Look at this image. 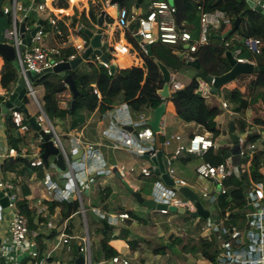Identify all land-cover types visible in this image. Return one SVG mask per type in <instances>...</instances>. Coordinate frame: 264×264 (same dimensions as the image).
<instances>
[{"label": "crops", "instance_id": "0c3cea01", "mask_svg": "<svg viewBox=\"0 0 264 264\" xmlns=\"http://www.w3.org/2000/svg\"><path fill=\"white\" fill-rule=\"evenodd\" d=\"M6 1L7 0H4L2 4L4 5ZM105 1L106 0H73L71 5L72 0H67V8L58 9L54 7L53 0L49 4L47 3L46 13H43V15H41L42 13H36L38 20L33 24V28L37 25L39 20L49 22V20L53 17L61 20L65 16L68 17V19L64 21V23L68 26L70 22L69 18H71L74 14V11L78 12L77 9H80L78 14L84 13L87 17L90 5H92L95 8V11L101 16L102 12L106 8L104 3ZM143 2L144 0H142L138 8L135 7L134 0L133 5L130 8L124 7L123 4L122 7L130 11L146 12L151 0H148V2L144 4V9L141 8ZM32 5L33 4L30 5V8ZM100 6H102V8H100ZM141 9H143V11H141ZM107 11L112 15V11L114 10L113 8L108 7ZM40 16H42L43 19ZM49 16H51V18H48ZM25 26L30 31V28L26 24ZM82 28L93 33L97 30L96 25L93 28H88L83 25L77 26L74 31L68 29L69 34L67 36V45L72 46L75 49L77 46H82V51H77L78 56H80L89 46V42L87 46L86 44L83 45V42L85 41L80 35L83 33L81 32ZM101 32L104 34H102L101 39L102 45L105 40L107 47L110 49V54L113 57L112 65L118 69H130L132 67L142 68L143 59L141 58V52L138 48V51L131 49L128 54L123 52L122 47L124 43H128L125 40L124 33L117 28L115 24H107V20L102 18ZM115 46L116 49L119 50V53L114 51L113 47ZM118 59L123 61V65L127 63L132 64L128 68H121L118 65ZM86 61L87 59L84 60L83 63H86ZM250 63L254 64L252 61H250ZM3 64L4 62L2 61L0 70ZM82 68H84V66ZM169 73L171 76L170 81L171 78H173L175 82H178L176 79L177 74L172 73L171 71H169ZM245 75H250V79L247 80V82L244 81L241 87H238L233 82H230V85H227V83L219 87L216 94L211 92V85H209V83L200 78L197 79L199 82V91L205 98L206 103L210 106L218 107L221 111L220 115L215 118L220 134L216 138L212 136L215 144L212 149H217L222 146L232 149L233 146L237 144L239 139L243 140L244 144H249L250 142H246V138L251 134L255 136L260 135V138L253 142L258 147V150L255 153L259 151L264 152L260 149L264 143V131L262 126H254L249 129V131L244 133H239L237 129V122L239 119L249 125L250 121L247 118L250 117V113H252H248V111L251 110L250 107L246 110L244 117L238 116L229 109L228 104L223 97L225 90H236L241 94L248 96L251 90L254 74ZM178 83H180L182 87L185 84L181 82ZM13 88L14 84L11 86V91ZM34 91L38 98H40L43 94V88L40 86L34 87ZM171 91L172 90L169 86V96ZM159 92L160 90L157 93L158 95ZM6 94L7 91L3 89L0 84V96H2L3 100L6 98ZM25 96L28 98L26 104H28L30 101L29 99H31L34 105V108L29 110L25 104V108L27 109L29 116L35 117L43 124L41 119H45L43 116L46 117V115L44 114L37 97L36 100H34L28 95ZM69 100L73 102L67 91L60 96V106L63 107V104ZM166 102L167 105L165 113L162 116L160 123V127L162 129L161 133H164L167 137L173 135L180 136L179 141L173 140L168 148H162L164 157H170V160H173V163L170 165V168L173 169V177L184 182L186 186L199 188V186L205 183L211 186L210 181L204 182L200 180L196 174V167L202 163V155H190L192 158L187 161L184 160L186 156L185 154H178L175 157L172 155L179 145L187 144L193 134L206 131L198 124L181 122L176 117L173 104L169 100H166ZM222 103H226L227 107L223 108ZM16 109L17 108H13L12 110H9L7 114L0 117V154L3 155L0 162V168L1 163L4 160H17L19 158L24 159L27 163H29V165L25 166L24 169L23 163L15 162L17 174L14 172H7L3 174L0 171V177L7 182L8 186H10L8 190L12 195H14L15 202L19 200H26L29 208L34 211L35 229L30 231L37 232L38 235L33 240V249H30L26 244H24L21 248L13 247L9 235L10 210L7 207H0V252H8V255L5 258L6 264H18L16 262L18 257L21 259L19 264H75V259L79 253L78 246L80 244L78 234L80 233V229L85 227L92 232V235L97 232L99 234L96 239H93L94 245L90 248L92 264H111V262L99 261L101 258L99 243L104 235L111 238L108 245L115 249L120 257L126 258L129 261V264H146L145 259L147 256L144 253L142 254L140 247L143 245L147 246L149 243H153L150 247L152 251L151 253L156 257L155 259H157V261L160 258L165 259L166 257H171L172 249H165V255L155 254V252H158L163 247L168 246L169 243H171L173 246L172 248H174V243L179 240V238L175 236L177 230L175 221L178 219L185 220L184 217H193L192 220L196 224H204V222H206L207 226L200 234L201 239L209 240L212 232L218 234L217 237L219 243V239L225 238V234H223L225 231L223 223L221 220L216 219L217 216L215 215L216 212L212 202H209L207 199L208 204L206 206H208V208L206 206H202L209 212V217L207 219H201L197 216H192L191 212L193 211L181 209L184 211L178 212L176 210L177 208H175L174 211L169 209L167 214H161L158 210L148 212L147 209L142 206V204L138 203L127 190L125 184L133 191L138 192L144 199L151 200L150 194L152 192L153 183L155 181H162L158 176L152 174L149 177H144L140 174L141 169H147L149 172H152L153 170V166L147 155L137 156L127 152L120 146H114V142H112V139L109 137L116 136L122 131L135 134L140 129L136 124L141 115H144L147 118L146 126L150 128L148 122L151 121L153 117V111L150 112L146 109L141 111L133 110L128 103L119 98L114 107L105 115H99L96 111L91 114H85L84 123L76 128H71V123L73 122L68 117L64 120H55L52 127L58 135L62 146L65 148V151L68 154V159H70L71 155H76L79 152V149L83 150L87 145H92L94 147V156L96 157L95 161H91V159L85 161L83 150L79 159H76L75 161L69 160L68 164L64 161L65 169L61 170L56 165L55 156H49L47 158V164L42 162L40 159V155L42 153L40 145L41 141L39 140V135L31 129L30 126L26 132L17 131L20 141L16 143L15 147L9 145L5 135L4 119ZM46 120H48L47 117ZM262 120H264V118ZM161 133L159 137H162ZM235 136L237 137V140L234 139ZM162 141H160V143ZM153 143L156 147L155 137ZM9 149H13L14 153L9 155ZM38 160L41 161V165H31V162H37ZM241 162L242 161L240 160V163ZM121 166L127 170L124 177H121L117 172L118 168ZM129 168H134V171L130 172L128 170ZM259 172L262 176H264V162L259 169ZM261 184L264 186V183ZM121 186L129 193L127 197L122 199L118 189ZM248 189L246 190V193L249 191ZM77 190L81 192L84 211L83 213L81 212L79 204L78 212L68 219L61 220L60 209L56 207L50 211L48 205L44 203H69L74 200L78 201L76 193ZM48 192H51V195L48 194ZM82 192L85 193L86 198L82 197ZM105 194H108V196L104 199V201H101V196ZM179 198L183 199L182 196ZM88 212L91 214L90 219L87 216ZM128 212L135 215L137 219H131L128 217L124 220H120L118 218V214H129ZM39 218L41 221H38ZM158 225H161L162 228ZM245 226L246 224L244 221V226L242 228ZM179 229L183 230L181 227H179ZM163 235L166 236L164 244H162V241L160 240V237ZM64 236L65 238H70L67 243L62 242ZM179 236H182L181 233H179ZM124 237L129 241L137 243L134 251L130 250L129 245L126 243L127 241L123 240ZM28 241L30 242L31 238H29ZM241 248V245H233L234 252H240ZM76 249L77 251L74 252L73 250ZM244 249L248 250L247 247H244ZM142 250L144 252V249ZM31 252L37 253V255L32 257ZM183 253L189 252L184 251ZM199 264L211 263L200 257Z\"/></svg>", "mask_w": 264, "mask_h": 264}, {"label": "trees", "instance_id": "16d2710c", "mask_svg": "<svg viewBox=\"0 0 264 264\" xmlns=\"http://www.w3.org/2000/svg\"><path fill=\"white\" fill-rule=\"evenodd\" d=\"M162 1V0H151ZM38 2V0H36ZM176 8L177 22H186L192 24L195 28L194 34L197 33L199 26V18L201 12H211L214 10L224 11L228 17V24L215 30L209 37L210 44L199 49L194 55L197 60L199 69H195V74L192 76L187 84L182 88L171 91L169 98L162 99L157 93L163 88V79L159 69V64L163 65L172 73L178 74L188 64L182 62L181 58L176 56L172 49L168 46L154 44L149 46L147 53H141L143 59L142 68L132 67L130 69H118L115 67L113 72L109 70L112 65L113 57L110 54V49L106 43H103L101 48V55L105 58V64H101V59L92 55L87 59L86 63L81 62L75 69L68 72L72 76L77 94H72L67 89L63 79L56 74H50L44 79H40L32 84V87L40 86L43 88V94L37 100L46 115L47 119L54 125L55 120H64L67 117L72 120L71 128H76L82 125L85 121V114L97 112L99 115H105L111 110L116 102L121 98L122 101L128 103L131 109L136 111L148 110L152 112L163 101L169 100L175 109L176 117L184 123L198 124L211 136L216 138L220 131L216 125L215 118L220 115L221 111L216 106H210L206 103L205 98L199 91L198 78L207 82L202 76L205 72L208 76L218 77L227 73L230 70V65L225 57L226 49L224 43L228 41L231 36L237 34L241 38H257L263 43L261 53L259 55L248 52L242 44L234 43L231 48L240 47V58L247 59L254 62V79L251 90L248 96L241 94L236 90H225L223 94L224 100L227 102L229 109L238 116L244 117L246 110L249 107L259 105L264 113V17L247 7L244 1L241 0H172ZM54 7L58 9L67 8V0H54ZM245 11L241 17L239 27L233 29L234 20ZM100 14L95 11V8L90 5L88 15L84 13L74 14L69 18V25L66 26L64 21L68 17H63L58 20L55 25L49 24L47 21L39 20L40 26L43 29V44L48 47H55L60 49V59L68 61L71 56L79 57L74 47L67 45V36L69 30L74 31L77 26H85L93 28L97 25ZM31 17L26 18L27 20ZM38 18H36V21ZM35 21V20H33ZM107 23L111 24L112 19L107 18ZM10 19L0 12V26L3 30L9 27ZM232 30L231 34L224 40L220 37ZM79 33V32H78ZM88 45V38L84 33L80 34ZM128 41L133 42L135 39L131 38L126 33ZM55 41V42H54ZM2 61L0 60V66ZM132 63L123 65V61L118 59V65L121 68H128ZM84 66V68H82ZM0 84L7 92L11 91L15 79L17 78V71L12 63L4 62L0 70ZM70 94L71 100L66 102L65 106L61 107L59 104L60 96L67 92ZM3 98L0 96V102ZM27 96L22 100L23 104L27 103ZM18 110V109H17ZM25 123H27L25 121ZM237 129L239 133L249 131L254 126H262L264 131V120L260 118H253L249 125L239 119L237 122ZM5 135L10 146L15 147L16 143L20 141L18 129L12 123L11 114L4 119ZM260 135H248L246 142L253 143L259 139ZM162 141V137H160ZM231 150L224 146L217 149H210L202 155V162H207L213 166L224 163L225 155ZM185 161L192 158V156L185 154ZM21 162L28 166L24 159L4 160L1 163L0 171L5 174L7 172L16 171V163ZM264 162V152L259 151L254 153L250 159H244L235 167L229 177L222 180V186L225 190L224 194H220L217 200L212 203L218 220H221L225 230L232 232L233 229H241L244 226L245 214L250 209V203L247 199L246 190L256 184L264 183V176L259 172V169ZM247 165V167H246ZM108 194L101 196V201H104ZM201 202V201H200ZM48 205L49 210L56 207L60 209L61 220L68 219L76 214L79 210V203L77 200L72 202H44ZM203 206H206L201 202ZM15 210L24 215L28 220L29 230L35 229L34 211L29 208L26 200H19L14 203ZM128 217L137 219L135 215L128 212ZM38 221H41L39 218ZM130 223V221H129ZM217 233L212 232L210 239L191 240L185 245H181V251L189 252L192 255L198 254L204 260L214 263L215 257L219 252V242ZM110 237H104L99 243L100 260L110 262L112 258L119 256L115 249L108 245ZM131 251H134L137 246L136 242L127 240ZM171 243L163 247L155 254L165 255V249H173ZM74 252L77 251L73 250ZM37 253H35V256ZM92 261V259H91Z\"/></svg>", "mask_w": 264, "mask_h": 264}, {"label": "built area", "instance_id": "2783aa9c", "mask_svg": "<svg viewBox=\"0 0 264 264\" xmlns=\"http://www.w3.org/2000/svg\"><path fill=\"white\" fill-rule=\"evenodd\" d=\"M52 1L53 0H50V2ZM104 3L106 8L102 12L101 17L106 20L107 18H111V24H115V26L124 33L125 40L128 43H124L122 47L125 54H128L130 50L133 49L126 36V33H128L131 38L137 41V48L141 53H147V45L160 44L171 48L173 53L181 58L183 63L194 61L196 52L210 44L209 37L211 33L227 25L229 22L224 11L214 10L211 12H201L197 33L194 34L195 28L192 24H188L184 21L177 22L176 8L174 4L168 0L151 1L146 12L130 11L122 6L117 9L116 5L110 4L109 0H106ZM31 4H34L33 11L37 14L47 11V0H38V2H36V0H7L6 3L4 5L2 4L0 7V12L9 16L10 19V27L4 30L3 37L5 40L4 43L15 49V61L18 64L16 70L17 78L23 81L26 95L36 100L35 91L32 87V83H30L28 79L27 73L30 72L40 76L45 70L51 69L54 65L63 60L60 59L61 53L59 48L48 47L43 44V29L40 25L38 31L30 38V44L26 46L23 51H20L22 43L18 30ZM108 7L113 8L116 12L115 17L107 11ZM57 21L58 18L53 17L48 23L55 25ZM24 28L26 34H28L29 29L26 26H24ZM225 38H221V40ZM234 43L242 44V47L248 52L256 55L261 53L263 47V43L260 39L241 38L237 34H234L224 43V48L226 51L231 52L237 63H250V61L239 57L241 48H231ZM84 44L85 42H83V45ZM76 49V51H82V46H77ZM113 49L115 52L119 53L116 46L113 47ZM73 58L74 57L71 56L69 60ZM101 64L106 66L103 62H101ZM209 85H211V83H209ZM169 86L172 91L182 88L181 84L175 82L173 78H171ZM8 94L9 92L6 94V98ZM222 107L226 108V103H222ZM11 119L18 131H28L29 125L27 118L20 110L16 109L12 111ZM146 120L147 118L144 115L139 117V121L136 125L140 129L135 134L122 131L116 136H110L109 138L114 142L113 145L120 146L127 152L137 156L147 155L148 158L155 156L157 148L153 143L154 133L146 126ZM25 121L27 123H25ZM41 121H44V119H41ZM38 122L41 128L51 135L50 140L53 145L59 149L64 161L68 164V154L62 146L53 127L45 126L39 120ZM161 132L162 129L160 127L159 135ZM161 135L163 138V141L160 143L162 148H168L173 140H180L179 135L168 137L164 133H161ZM39 140L41 141V137H39ZM237 144L241 161L250 159L258 150L255 143L244 144V141L239 139ZM214 146L215 144L212 136L203 131L202 133L193 134L187 144L179 145L172 155L174 157L178 154L201 156L208 150L214 148ZM260 149L264 151V143ZM83 150L85 161L88 159H91V161L96 160L94 156L95 149L92 145L85 146ZM12 153H14V150L9 149V155ZM2 158L3 155L0 154V162ZM165 158L168 164L166 173L173 179L174 185L170 187L162 182L155 181L152 185V192L150 194L151 200L157 205L166 206L165 209L158 210L161 214H167L169 212L168 207L194 211L193 205L189 201L179 198L181 195L178 192V188L186 185L184 182L173 177V169L170 168L171 164L169 163L170 157L168 158L165 156ZM31 165H41V161L31 162ZM128 170L132 172L134 168H129ZM117 172L121 177H124L127 170L121 166L118 168ZM233 172H235V167H232L228 160H225L224 163L217 166H213L207 162L200 163L196 167L197 177L204 182L210 181L211 183V186L206 183L199 186L198 191L202 198L212 203L216 201L217 197L225 192L221 183L222 180L229 177ZM140 174L144 177H149L152 172H149L147 169H141ZM187 187H191L190 189L194 192L196 190L195 187ZM250 187V189H248L249 191L246 193L250 203V209L245 214L246 226L241 229H233L232 232L224 229L225 231L223 234H225V238L219 239V252L213 264H264V186L261 183H256ZM9 188L10 186H8L7 182L0 177V191ZM76 193L80 204V210L83 213L81 192L77 190ZM48 194L51 195V192H48ZM11 199L15 200L12 194L9 196V200ZM7 208L10 210L9 235L11 244L15 248H21L26 244L30 249H33V240L37 237V232H31L29 230L27 218L15 210L14 203H9ZM118 218L124 220L128 218V215L126 213L118 214ZM29 238H31L30 242L28 241ZM69 239L70 238H65L64 236L62 242L67 243ZM81 240L83 244H79L78 252L84 255L85 264H92L88 240L85 238H81ZM234 244L242 246L240 252L237 253L233 251ZM244 247H247L248 250H245ZM31 256H35V253L31 252ZM110 262L111 264H129L126 258L120 256L112 258Z\"/></svg>", "mask_w": 264, "mask_h": 264}, {"label": "water", "instance_id": "95a60500", "mask_svg": "<svg viewBox=\"0 0 264 264\" xmlns=\"http://www.w3.org/2000/svg\"><path fill=\"white\" fill-rule=\"evenodd\" d=\"M4 0H0V6ZM125 0H109L110 4L116 5V8L119 9L123 2ZM135 1V7L138 8L141 4L142 0H134ZM244 1L247 7L257 13H260L264 17V0H241ZM34 9V4L31 6V8L27 11L25 15V19L29 17ZM245 14V11L241 13L239 17H237L234 20L233 23V29L239 27L241 17ZM25 19L22 21V23L19 26V36L21 39V47L20 51H23L26 46L30 44V38L34 36V34L39 29V21L37 22V25L29 31L28 34L25 32ZM102 17L99 16L98 22L96 25V31L93 33L87 29H81V32H83L88 40H89V46L84 50V52L76 58L70 59L68 61H62L54 65L51 69H47L43 72L42 75L37 76L33 73L28 72L27 76L30 81V83H34L39 81L40 79H44L48 77L50 74H56L60 78L63 79V82L65 83L68 90L72 93L73 96H76L77 90L74 84V81L72 79V76L68 74L69 71L75 69L81 62L88 59L91 55L96 56L97 58H100L103 63L105 62V58L101 55V48H102ZM232 30H229L227 33H225L221 38H225L226 36L230 35ZM146 49H149V45L146 46ZM15 49L4 43L0 42V58L3 62H10L12 63L13 67L17 70L18 64L15 61ZM225 57L230 65V70L223 74L222 76L218 77H212L208 76L205 72H202V76L206 79L207 83H211V92L213 94L217 93V89L231 81H233L235 78H237L240 75L245 74H252L254 71V64L253 63H237L235 59L233 58L231 52L227 51L225 52ZM189 66L199 69V65L197 60L190 61L187 63ZM115 69L114 65H111L109 67V70L113 72ZM159 69L162 75L163 79V88L159 92V96L162 99L169 98L168 90H169V82H170V73L169 70H167L163 65L159 64ZM261 70H264V67L261 68ZM26 95V89L24 87V83L22 80L16 78L14 82V88L13 90L8 94L7 98L0 102V117L2 115H5L8 113L9 110L13 108H17L20 110L23 115L27 118L28 124L33 129L39 137H41V149L42 153L40 155V159L44 164H47V158L49 156H55L56 165L61 170L65 169V162L63 159L62 154L60 153L59 149L56 148L52 141L50 140L51 135L49 133H46L39 124L38 120L33 117L29 116L27 109L25 108V104H23L21 101ZM72 104V102H71ZM167 102L166 100L163 101L157 108L153 110V117L151 121L148 122V125L150 126L152 132L154 133L155 137V145L157 148V152L155 156L150 157V162L153 166L152 174L155 176H158L160 180L166 185L172 187L174 185L173 179L166 173V168L168 167L167 160L165 157H163V150L160 144V123L161 118L165 113ZM45 119L46 117L43 116ZM235 140H237V137H234ZM82 149H79V152L76 155L70 156V161H75L76 159H79L82 154ZM225 158L229 161L232 167H237L240 164V157H239V148L238 144L234 145L233 148L225 155ZM170 164L173 163V160L169 161ZM127 190L131 193L132 197L142 206H144L148 212H151L153 210H162L165 209L166 206L164 205H157L154 203V201L150 199H144L138 192L133 191L130 187H128L125 184ZM179 194L185 199L186 201H189L194 208V211L191 212L192 216H197L201 219H207L209 217V212L202 206L201 202L199 201L197 195L193 190H191L187 186H180L178 188ZM11 195V192L8 189L1 190L0 191V207L6 208L9 203H14L15 200L11 199L9 200V196ZM170 210H175L174 207H168ZM178 212H182L184 210L176 209ZM187 212V211H186ZM189 213V212H187ZM8 255L7 251L0 252V264H6L5 258ZM18 264L21 262V259L18 257L17 261ZM75 264H85V258L82 253H78L77 258L75 259Z\"/></svg>", "mask_w": 264, "mask_h": 264}, {"label": "rangeland", "instance_id": "374dc122", "mask_svg": "<svg viewBox=\"0 0 264 264\" xmlns=\"http://www.w3.org/2000/svg\"><path fill=\"white\" fill-rule=\"evenodd\" d=\"M168 1L171 2L172 0H168ZM147 2H148V0H144L141 8L144 9V4ZM132 5H133V0H125L123 2V6L126 8H130ZM100 8H102V6H100ZM143 9H141V11H143ZM77 10H78V12H80V9H77ZM41 15H43V13ZM112 15L116 16V12L112 11ZM40 17L43 19L42 16H40ZM36 18H38L36 15V12L33 11L31 14V17L26 22V25L30 28V30L33 29V24L36 22ZM48 18H51V16H49ZM33 20H35V21H33ZM9 27H10V24H9ZM230 27H231V25L226 26V28H230ZM3 32H4V30L0 26V42H5L4 37H3ZM103 42L105 43V40ZM130 43H131V46L133 47V50L138 51L137 50V41L134 40L133 42H130ZM194 73H195V70L192 67L185 66L177 74L176 79L178 82L186 84V83H188V81H190V79L192 78ZM242 76H245V77H242ZM249 79H250V75H241V77L239 76L231 82H233L236 86L241 87V85L244 83V81L247 82V80H249ZM230 84L231 83L229 82L227 85H230ZM218 95H220V94H218ZM29 100L30 101L28 102V104H26V106L29 110H32L34 108L33 101H31V99H29ZM65 104H63V106ZM250 109L251 110L248 111V113H250V112H252V113H250L251 116L247 118L249 121H251L253 118H260V119L264 118V113L261 110V107L259 105H255L253 107H250ZM43 125L48 126V127L52 126L51 122L49 120H46V119H44ZM118 189H119V192L121 194V199L124 197H127L129 195L128 191L124 187L121 186ZM198 189L199 188H196L195 194L197 195L199 201L203 202L206 205L207 200L202 198ZM85 196H86L85 193L82 192V197L84 198ZM206 207L208 208V206H206ZM90 215H91L90 212H88L87 216L89 219H90ZM184 219L185 220H182V219L179 220L178 219L177 221H175L176 222L175 226L177 229L175 236L178 237L179 240L174 243L175 244L174 248L171 250V253H172L171 257L169 256V257H166L165 259L160 258L157 261V259H155L156 257L151 253L152 251H151L150 247L152 246L153 243L152 244L149 243L147 246L143 245L142 247H140L142 254L144 253L147 256V258L145 259L146 264H199L200 256L198 254L192 255L191 253H183L180 250V248H181L182 244L185 245V244L189 243L191 240H195V239L199 240L200 234L202 233L203 229L206 228L207 225H206V222H204V224L194 223V221L192 220L193 217L192 218L191 217H184ZM158 226L160 228H162L161 225H158ZM179 227L183 228V230H180ZM179 233H181L182 236H179ZM78 236L80 238L79 243L81 245L83 244L81 238H85L86 240H88V244H89L90 248H92V246L94 245L93 239H96L99 236V234L97 232V233L92 235V232L90 230H88L87 227H85V228L80 229V233L78 234ZM154 239H158V238H154ZM154 239H152V240H154ZM160 240L162 241V244H164V242L166 241V236L163 235L162 237H160ZM142 249H144V252ZM133 263H134V261H133Z\"/></svg>", "mask_w": 264, "mask_h": 264}, {"label": "bare ground", "instance_id": "6f19581e", "mask_svg": "<svg viewBox=\"0 0 264 264\" xmlns=\"http://www.w3.org/2000/svg\"><path fill=\"white\" fill-rule=\"evenodd\" d=\"M47 3L49 4L50 3V0H47ZM72 3H73V0H72V2H71V5H72ZM75 4V3H74ZM70 11V10H69ZM58 12V11H57ZM67 12V11H66ZM63 13V12H62ZM70 13H71V11H70ZM1 60V59H0Z\"/></svg>", "mask_w": 264, "mask_h": 264}]
</instances>
